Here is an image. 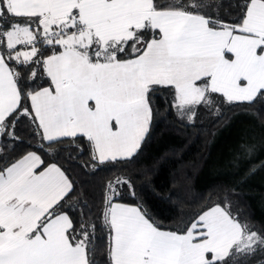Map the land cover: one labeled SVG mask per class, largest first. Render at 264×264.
I'll return each mask as SVG.
<instances>
[{
	"label": "snow or ice",
	"instance_id": "6c2138e0",
	"mask_svg": "<svg viewBox=\"0 0 264 264\" xmlns=\"http://www.w3.org/2000/svg\"><path fill=\"white\" fill-rule=\"evenodd\" d=\"M238 111L264 113V0H0V264H264L234 188L164 223L132 169L157 121Z\"/></svg>",
	"mask_w": 264,
	"mask_h": 264
},
{
	"label": "trees",
	"instance_id": "16d2710c",
	"mask_svg": "<svg viewBox=\"0 0 264 264\" xmlns=\"http://www.w3.org/2000/svg\"><path fill=\"white\" fill-rule=\"evenodd\" d=\"M229 117L230 123L205 120L196 128L154 123L132 169L141 200L157 219L173 223L195 210L202 195L227 186L241 194L254 222L264 223V113ZM242 141L254 146L251 157L240 153Z\"/></svg>",
	"mask_w": 264,
	"mask_h": 264
},
{
	"label": "rangeland",
	"instance_id": "374dc122",
	"mask_svg": "<svg viewBox=\"0 0 264 264\" xmlns=\"http://www.w3.org/2000/svg\"><path fill=\"white\" fill-rule=\"evenodd\" d=\"M249 156L251 157V155H249ZM262 171H263V170L260 168V170L258 171V173H260V174H261V173H262ZM258 173H257V174H258Z\"/></svg>",
	"mask_w": 264,
	"mask_h": 264
}]
</instances>
